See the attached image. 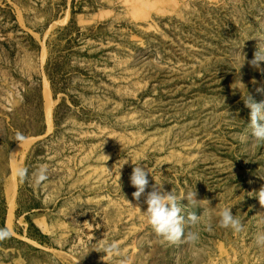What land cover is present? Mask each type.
I'll return each instance as SVG.
<instances>
[{
	"label": "rangeland",
	"instance_id": "obj_1",
	"mask_svg": "<svg viewBox=\"0 0 264 264\" xmlns=\"http://www.w3.org/2000/svg\"><path fill=\"white\" fill-rule=\"evenodd\" d=\"M258 48L264 0H0V264H264V207L249 195L264 186V145L244 101L264 102ZM132 163L150 172L139 201ZM153 190L195 191L244 231L205 211L185 228L195 247L169 244L135 209ZM109 241L122 256L105 257Z\"/></svg>",
	"mask_w": 264,
	"mask_h": 264
},
{
	"label": "clouds",
	"instance_id": "obj_2",
	"mask_svg": "<svg viewBox=\"0 0 264 264\" xmlns=\"http://www.w3.org/2000/svg\"><path fill=\"white\" fill-rule=\"evenodd\" d=\"M261 61H264V48H258L254 54V58L250 61V64L259 68V62ZM258 91H260V89H258ZM244 101L246 107L250 109V123L248 127L251 129V138L255 144L264 145V102L257 103L248 94ZM26 140L27 137L25 135L20 132L16 133L14 141L19 145ZM14 155H10V158ZM129 160L130 159L126 160L124 164H127ZM133 165H135V167L130 176V184L136 189L132 194L133 199L139 201L141 195L145 193L146 187L149 184L148 175L150 172L148 169L146 171L142 168L140 166L141 164ZM15 176L19 182L29 179L28 169L18 165L15 169ZM47 179V165H41L31 176L32 182L37 186L47 181ZM249 195L256 198L259 201V204L264 207V186H262L258 192H252L249 193ZM195 197V191L188 192L183 198L178 199L177 195L173 192L168 193L160 190H153L149 192L145 198L144 203L147 205L146 210L142 212L139 207H135V209H139L140 214L144 217L145 222L151 228L152 232L158 238L169 244H175L183 239L191 246L195 247L200 239L199 231L186 232L185 228L186 226L195 227L200 225L203 221L205 211L218 217V225L221 228L230 229L236 234L244 231V225L236 215L234 216L232 214V208L224 207L217 211V207H209L208 201L198 202ZM182 199H187L189 207L203 205L207 202L208 208L206 210L204 209L201 215H197L195 212L191 211L187 212V215L182 214L185 210L180 203ZM259 216L261 217V222H264V213L259 214ZM206 226L210 227V224ZM10 237L11 233L7 228H0V241L9 239ZM255 244L257 247L264 248V231L256 234ZM101 252L106 254L105 257L122 256V250L116 241L105 242ZM120 264H127V262L121 260Z\"/></svg>",
	"mask_w": 264,
	"mask_h": 264
},
{
	"label": "trees",
	"instance_id": "obj_3",
	"mask_svg": "<svg viewBox=\"0 0 264 264\" xmlns=\"http://www.w3.org/2000/svg\"><path fill=\"white\" fill-rule=\"evenodd\" d=\"M49 71V78H50V81H51V84L53 86V88L55 86H57L56 82H55V79H57L58 75H59V72H60V66L55 62L54 63V67L50 68Z\"/></svg>",
	"mask_w": 264,
	"mask_h": 264
},
{
	"label": "bare ground",
	"instance_id": "obj_4",
	"mask_svg": "<svg viewBox=\"0 0 264 264\" xmlns=\"http://www.w3.org/2000/svg\"><path fill=\"white\" fill-rule=\"evenodd\" d=\"M51 117V116H50ZM13 201V200H12ZM11 203V202H10Z\"/></svg>",
	"mask_w": 264,
	"mask_h": 264
}]
</instances>
